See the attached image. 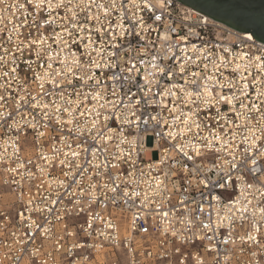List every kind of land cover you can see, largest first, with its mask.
<instances>
[{"label": "built area", "instance_id": "2783aa9c", "mask_svg": "<svg viewBox=\"0 0 264 264\" xmlns=\"http://www.w3.org/2000/svg\"><path fill=\"white\" fill-rule=\"evenodd\" d=\"M36 2L38 0H0V57H3L0 60V95L5 97L0 102V264H198L200 261L203 264H264V218L261 213L264 196L257 191L260 183L254 180V177H260V181H264L261 175L264 156L258 152L262 142H257V147L246 154H243L244 149L249 145L242 143L245 136L252 135L250 127H255V135L259 136L255 121L245 127L243 119L237 120L227 103L218 106L220 113L239 124L238 128L216 117L215 108L201 111L198 119L202 124L231 138V141L226 139L223 153L197 158L208 170L205 174L218 185L212 188L209 196L207 189L201 195L203 185L189 188L186 178L182 179L183 173L176 163L182 158L172 148L176 141L167 136L169 125H157L148 115L160 113L170 120L167 109L153 104L138 112L136 117L129 115L131 120L138 117L139 125H122L121 120H115L117 132L123 129L125 142L120 143L118 137L107 141V150L98 152L96 163L100 166L77 172L68 166L76 158L71 155L66 158V153L81 150L78 145L82 141L86 142L89 152L93 147L102 149L105 145L88 135L91 116L79 117L77 124H65L61 129L52 118L55 113L51 105L56 101L75 109V103H67L71 100L82 102L80 110H84L85 105L94 107L95 101H84L77 95V90L88 92L91 89L81 88L74 80L61 95L59 89H51L46 84L45 91L54 93L45 95L41 101L50 105L47 110L33 108L21 100L26 95L25 88L32 95L36 94L35 75L51 71L47 69L49 62L52 69L62 70L64 65L60 61L69 56L71 63V52H75L82 63L88 62L90 57L85 55L88 37L95 41L96 48L102 43L100 34L96 33L97 27L103 28L104 41L110 40L114 30L119 37L116 43L121 45L117 51L125 59L164 55L166 48L174 43L176 55L165 63L174 64L177 60L183 63L184 53L179 49L195 47V53L189 51L187 54L196 63L184 65L185 77L192 71L202 76L211 74L213 64L220 63L223 57L229 67L222 69L221 79L227 77L236 80L237 84L240 73L232 69L244 65L250 58L264 55V43L254 37L249 41L250 35L177 0H167L165 7H160L158 0H147L150 5H155L151 8L143 7L145 0H115V4L113 0H64L59 8L55 7L59 0H52L51 9L47 6L37 9ZM156 16L161 19L156 20ZM73 23L77 27H73ZM121 25L126 29L122 37ZM38 34L48 38L41 46L39 57L35 45L27 46ZM58 35L60 43H57ZM18 45L23 51L17 50ZM113 50L108 47V51ZM56 52L60 57L49 61L48 56H54ZM96 55L93 52L92 58ZM102 55L106 57V53ZM205 64L208 65L207 72L203 68ZM13 67L15 73L11 71ZM137 67L141 73L145 69L152 71L148 64H137ZM95 71L102 81L107 80L111 85L110 74L119 72V68L105 69L103 73ZM244 74L250 81L255 76L253 85L259 86L260 74L254 66ZM137 80L143 83L142 76ZM179 82L183 83L182 80ZM159 90L158 86L154 88V91ZM103 91L109 93L111 89ZM118 91L123 93L125 89ZM223 91L231 94L234 89ZM251 95L255 99L254 90ZM170 100L165 98L166 103L170 104ZM45 111L49 114L48 120L43 119ZM106 111L111 112V109L101 110L102 113ZM241 111L247 112V109ZM126 113L128 109H123L115 115L123 119ZM62 119H67L66 113ZM144 120H148V124H144ZM33 124L37 127L33 128ZM45 124L48 125L46 129ZM78 125H82L84 131L79 138L75 131L69 132V128ZM108 126H113V121L110 120ZM172 130L176 131L175 128ZM40 132L45 135L40 136ZM208 134V128H203L202 135ZM231 145H235L232 151L241 164L248 160L246 166L233 169L224 163L225 159H231L228 155ZM253 155L256 166L249 172ZM117 156L119 160L115 159ZM61 160L65 163L61 164ZM112 164L117 167L113 168ZM188 166L191 167V162ZM165 172H176L172 182L182 186L157 195L155 178H165ZM60 182L70 187H61ZM249 183L254 187H244ZM113 188L116 191H112ZM125 191L129 193L127 197L123 195ZM243 207L248 211L241 212ZM164 211L168 212L167 217L160 214ZM145 228L147 232L143 230ZM250 235L256 239L250 240Z\"/></svg>", "mask_w": 264, "mask_h": 264}, {"label": "snow or ice", "instance_id": "6c2138e0", "mask_svg": "<svg viewBox=\"0 0 264 264\" xmlns=\"http://www.w3.org/2000/svg\"><path fill=\"white\" fill-rule=\"evenodd\" d=\"M135 2V0H133ZM160 7H165L167 5V0H158ZM64 0H59L56 4V8L62 7ZM115 4V0H113ZM47 6L48 9L52 8V0H38L35 3L37 9H42ZM97 7H104L103 5H98ZM144 8L155 7V5H150L147 0L143 3ZM107 15V11H105ZM156 20H160V16L155 17ZM47 24H51V21H46ZM143 25V17H141V26ZM73 27H77L73 23ZM120 37H122L126 29L121 25ZM96 33L100 34L102 43L99 48L94 47L95 41L92 40L91 36L88 37L86 48L88 51L85 55L90 57L88 62L82 63L75 52L70 53L71 63H69V56H65L60 62L64 65L62 70L52 69V63L47 64V69L51 71H45L42 74H36L33 83H37L38 90L35 95H32L27 88L24 89L25 96L21 97V100L26 101L31 107L36 109L47 110L50 105L48 103H42V99L45 95L54 94L50 91H45V86L50 85L51 89H59L60 94L63 95L67 86L73 84V81H77L81 88L91 89L88 92H80L77 90V95L82 96L84 101L91 100L95 101L94 107L84 106V110H80L81 101H71L68 100V104L75 103L76 108L65 106L62 103L52 102L53 112L55 115L52 117L54 121L61 126V129L67 125L77 124L79 117H84L86 115L91 116L90 128L88 129V135L91 136L93 141L104 144L105 147L102 149L92 148L89 152V147L86 146V142L82 141L78 148L81 150H73L68 155L76 158L73 163H70L69 167H74L77 172L87 171L89 167H99L96 163L98 159V152L106 151V142L111 141L115 137H118L120 143H124L126 137L124 136L123 129L117 132L114 121L121 120L122 125H139L141 123L140 119L137 117L136 120L129 119V115L136 117L138 112L146 108L148 105H158L161 109H167L171 119L165 118L160 113L152 115L148 113L151 120L157 125L164 124L169 125V130L167 136L175 140L176 143L172 145L175 154L179 155L182 159L177 160L176 163L180 165V172L183 173L182 179L186 178V182L191 188L193 185L195 188L201 189V195L204 194V190H208V195H212V188L217 187L212 183V178L206 175V170L204 166L198 162L197 158H202L206 155L215 156L216 153H223L225 151V141L226 139L231 141L227 134L220 135L219 132L212 130L210 125L202 124L201 120L198 119L201 111L207 112L212 108L216 109V117L219 119H224L226 124H233L234 127H240L235 121L229 120L220 113L219 105L222 103H227L230 105L229 111L234 112L237 120L243 119L244 126L247 127L251 122L255 121V124L259 126V136L255 135L256 128L250 127L249 132L252 133L251 136H245L242 143H248L249 147L244 149V153H248L251 149L257 147V142H262L258 149L259 155L264 156V55L255 56L250 58L244 65H236L232 69L234 72H239L240 83L237 84L236 80L223 77L222 69H227L229 67V62L225 61L223 57L220 58V63L213 64L214 71L211 74L201 75L197 71H192L188 77L184 76L185 64L189 62L196 63L192 56L187 53L192 51L195 53L197 49L193 47L192 49L180 48L179 51L184 53L183 63L179 60L175 61L174 64L165 63V61L175 57L176 52L173 51L176 45L173 43L166 48L164 55L152 54L150 58L143 57H130L125 59L124 55L121 54L117 49H120L121 45L116 43L119 39L117 35L114 34V30L110 33V40L104 41L103 28L97 27ZM69 35H72L69 33ZM47 37L39 36L37 39H33L27 45L32 47L35 45L37 47V56H40L41 46L47 41ZM165 40L168 39L167 35L164 37ZM183 39V38H182ZM251 36L248 37L250 41ZM23 44V41H21ZM57 43H60V36H57ZM67 41L64 44L67 45ZM114 49L113 51H108V47ZM51 47V46H49ZM163 47V45H162ZM18 51H23L19 45L17 46ZM125 51H130V49H125ZM96 52L95 58H92V53ZM106 53V57L102 55ZM60 57V53L56 52L55 55H49L48 60L53 61ZM3 60V57H0ZM157 60L160 63H157ZM137 64H148L150 65L152 71L145 69L141 73ZM177 65L179 67L177 68ZM250 66H254L258 73L260 74V80L257 81L258 87L253 85V81H256V77L253 76L252 80L248 79V75L244 73L248 72ZM119 68V72H112L110 74V79L113 81L111 85L107 83V80H101V77L96 74L95 70H99L101 73L105 69ZM204 71L207 72L208 65H203ZM13 73L16 72V68L13 67L11 70ZM126 73V75H124ZM5 76L8 73L4 74ZM142 76L143 83L138 82L137 77ZM177 79H173V77ZM182 80L181 84L179 81ZM171 83H168V82ZM199 81V82H198ZM91 82V83H90ZM250 85H253L250 90ZM159 87V91H154L155 87ZM194 86V88H193ZM110 88L111 91L106 93L104 89ZM119 88L125 89L123 93L118 91ZM234 89L231 94L224 92L223 90ZM135 89V91H133ZM255 91V99L252 98L251 91ZM108 96L115 97L114 99L107 98ZM31 97V99H27ZM134 97H136L134 99ZM159 97V99H157ZM39 98V99H38ZM165 98H171L170 104L165 102ZM67 99V98H65ZM5 97L0 95V102L4 101ZM179 101V103H177ZM238 102V103H237ZM111 109V112H101L102 109ZM123 109H128V113L124 114L123 119L119 115H115L117 112H122ZM242 109H247V112H242ZM66 113L67 119H62V116ZM8 115H11L9 113ZM258 117V119H257ZM44 120L49 119V114L47 111L44 112ZM219 119L216 120L217 126H219ZM113 121V126H108L109 121ZM148 120H144V124H148ZM33 128L37 125L33 124ZM43 127L46 129L48 125L45 124ZM207 127L209 134L202 135L203 128ZM175 128L176 131L172 129ZM94 130V131H93ZM75 131L77 133V138L84 135L83 126L78 125L76 128H69V132ZM40 136L45 135L44 132L39 133ZM187 137V139H185ZM202 141V143H201ZM235 145L229 147L228 155L231 156L230 160L225 159L224 163L230 168H238L246 166L248 160L245 159L243 164L238 161L237 154L232 151ZM241 154V155H243ZM89 156L91 159H89ZM45 159H50L45 157ZM83 160V163L80 160ZM115 159L119 160L120 157L117 156ZM252 168L249 172L253 171L256 166V156L253 155L251 158ZM188 162H191V167L188 166ZM61 164L65 161L61 160ZM113 168H116V164H112ZM223 168V165L220 166ZM69 175V174H66ZM177 175L176 172H165L164 177H156L155 184V194H167L174 189L181 187V184L177 182H172V177ZM264 176V171L261 172ZM254 180L260 183V187L257 191L264 196V181H260V177H254ZM169 182H171V188L169 187ZM211 185V188L209 187ZM61 187L66 186L63 182H60ZM222 186V185H220ZM107 187V185H105ZM244 187L252 188L253 183L244 185ZM189 189H185L188 191ZM112 191H116L115 188ZM124 196H128V192L123 193ZM171 199V197H168ZM230 198V197H229ZM181 204L184 203L183 200L180 201ZM51 211V209H50ZM202 211V209H200ZM241 212H247L248 209L243 207L240 209ZM262 218H264V208L261 209ZM162 216L167 217L168 212L164 211L160 213ZM205 228H209L208 224H204ZM219 227V224L217 225ZM145 232L148 231L147 228L143 229ZM259 228L256 229L259 232ZM47 231V229H45ZM167 231V229H165ZM175 235V233H173ZM250 240L256 239L254 236L248 237ZM211 239V237H208ZM198 264H203L202 261Z\"/></svg>", "mask_w": 264, "mask_h": 264}, {"label": "water", "instance_id": "95a60500", "mask_svg": "<svg viewBox=\"0 0 264 264\" xmlns=\"http://www.w3.org/2000/svg\"><path fill=\"white\" fill-rule=\"evenodd\" d=\"M181 4L264 43V0H177Z\"/></svg>", "mask_w": 264, "mask_h": 264}, {"label": "bare ground", "instance_id": "6f19581e", "mask_svg": "<svg viewBox=\"0 0 264 264\" xmlns=\"http://www.w3.org/2000/svg\"><path fill=\"white\" fill-rule=\"evenodd\" d=\"M193 10V9H192ZM246 34H248V35H250L251 37H253V35L251 34V33H246Z\"/></svg>", "mask_w": 264, "mask_h": 264}, {"label": "rangeland", "instance_id": "374dc122", "mask_svg": "<svg viewBox=\"0 0 264 264\" xmlns=\"http://www.w3.org/2000/svg\"><path fill=\"white\" fill-rule=\"evenodd\" d=\"M122 227L125 228V224L124 223L122 224Z\"/></svg>", "mask_w": 264, "mask_h": 264}]
</instances>
